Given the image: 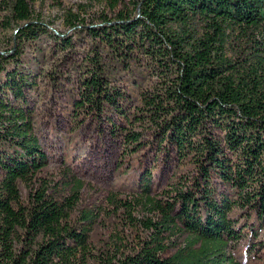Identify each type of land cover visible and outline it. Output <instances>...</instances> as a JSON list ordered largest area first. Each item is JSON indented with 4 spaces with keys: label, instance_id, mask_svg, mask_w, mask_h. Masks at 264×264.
<instances>
[{
    "label": "trees",
    "instance_id": "16d2710c",
    "mask_svg": "<svg viewBox=\"0 0 264 264\" xmlns=\"http://www.w3.org/2000/svg\"><path fill=\"white\" fill-rule=\"evenodd\" d=\"M32 1L5 6V23L17 26L0 50V264H239L227 247L264 224V0H104L109 14L66 12L65 31L32 18ZM41 35L66 54L88 38L82 68L74 65V119L122 120L110 132L137 172L130 194L110 193L107 203L143 231L127 251L118 243L114 254L91 255L100 212L80 210L71 222L82 182L69 167L57 180L46 175L26 98L36 77L22 55ZM136 63L133 97L110 79ZM168 158L185 169L157 192V164Z\"/></svg>",
    "mask_w": 264,
    "mask_h": 264
},
{
    "label": "rangeland",
    "instance_id": "374dc122",
    "mask_svg": "<svg viewBox=\"0 0 264 264\" xmlns=\"http://www.w3.org/2000/svg\"><path fill=\"white\" fill-rule=\"evenodd\" d=\"M9 1L0 0V50L11 45L12 32L17 26L16 23L10 22L9 25L5 23L7 16L5 6ZM68 11L87 20L96 17L100 12L110 13L105 7L104 0H33L31 4L32 18L36 17L53 30H66L63 16ZM87 40L84 35L79 37L74 54L60 53L53 49L51 38L46 35H41L30 45L25 46L22 55L29 62L27 64L29 71L36 77L35 87L26 92V98L29 106L33 108L34 130L39 145L47 156L46 175L57 180L60 171L69 167L74 176L82 182L70 221L73 222L78 217L80 210L99 211V218L88 234V250L91 255L100 250L110 255L115 253L113 249L115 244L121 243V250L127 251L130 245L134 247L143 236L139 224H130L121 210L115 212L107 203V196L110 193L118 196L130 194L132 190L127 185L135 180L137 169L135 161L123 157L119 137L110 132V124L112 122L117 124L121 120L116 114L109 112L107 116L110 119L106 120L82 116L74 119L70 106V100L78 88L75 72L77 67L74 65L82 68L84 62L81 52L88 48ZM136 65L130 67V70L119 71L110 79L115 88L133 97L137 89L136 84L132 83V74L138 75L132 71L141 70L139 64ZM52 69L56 70L54 76L56 78L49 81L43 75L45 71L47 74ZM143 76L140 84L149 83L150 80L144 73ZM131 102L137 104V98H131ZM152 139L149 132L142 133V141L149 142ZM145 151L148 160L151 155L150 149L146 148ZM163 162L162 165L161 161L157 164L160 173L157 176L158 180L156 178V185L154 184L157 192L167 187L171 173H180L185 169L175 159L168 158V164ZM155 169L152 172H155ZM19 189L25 198L26 189L21 185ZM236 213H232V216H236ZM136 214V211H133L132 216L136 217ZM238 222L241 223L242 220L239 219ZM175 249L176 247H168L165 253L171 254ZM226 250L239 264H264V224L254 237L241 238Z\"/></svg>",
    "mask_w": 264,
    "mask_h": 264
}]
</instances>
